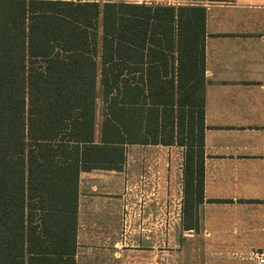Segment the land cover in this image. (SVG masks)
<instances>
[{
    "label": "trees",
    "instance_id": "obj_1",
    "mask_svg": "<svg viewBox=\"0 0 264 264\" xmlns=\"http://www.w3.org/2000/svg\"><path fill=\"white\" fill-rule=\"evenodd\" d=\"M203 35L202 7L0 0V264H74L79 173L121 168L127 144L183 147V212L196 215L202 97H177L189 111L174 127L171 93L159 97L140 64L192 56L195 91Z\"/></svg>",
    "mask_w": 264,
    "mask_h": 264
},
{
    "label": "crops",
    "instance_id": "obj_2",
    "mask_svg": "<svg viewBox=\"0 0 264 264\" xmlns=\"http://www.w3.org/2000/svg\"><path fill=\"white\" fill-rule=\"evenodd\" d=\"M73 1L204 10L201 87L194 91L192 56L173 51L142 57L140 64L159 97L171 93L174 127L188 121V103L179 105L177 97H202L203 198L196 215L183 212V147L127 144L121 168L79 173L74 264H163L165 223L174 239L209 240L206 252L220 254L225 264H257L242 256L264 251V0ZM145 223L154 227L148 231Z\"/></svg>",
    "mask_w": 264,
    "mask_h": 264
},
{
    "label": "rangeland",
    "instance_id": "obj_3",
    "mask_svg": "<svg viewBox=\"0 0 264 264\" xmlns=\"http://www.w3.org/2000/svg\"><path fill=\"white\" fill-rule=\"evenodd\" d=\"M97 89V114L100 112V90L98 86ZM135 227L139 224H134ZM145 228L148 229L150 227H154V224L145 223L143 224ZM139 229V228H138ZM164 242H163V252H164V263L163 264H225L221 262L220 254H210L207 253L206 250H209L206 242H210L209 240L203 239H188L187 237H178L176 239L173 238L170 226L165 223L164 224ZM148 245H152V239H148ZM155 242V241H153ZM219 242V241H217ZM155 244V243H154ZM217 245V252H220V248ZM258 252H264L262 249L254 248L248 254L243 255L242 257L245 260H249L252 262V258ZM237 257H240L237 256ZM247 257H249L247 259Z\"/></svg>",
    "mask_w": 264,
    "mask_h": 264
},
{
    "label": "built area",
    "instance_id": "obj_4",
    "mask_svg": "<svg viewBox=\"0 0 264 264\" xmlns=\"http://www.w3.org/2000/svg\"><path fill=\"white\" fill-rule=\"evenodd\" d=\"M254 257L257 264H264V253H256Z\"/></svg>",
    "mask_w": 264,
    "mask_h": 264
}]
</instances>
